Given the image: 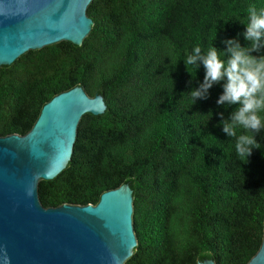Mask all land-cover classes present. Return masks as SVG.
Instances as JSON below:
<instances>
[{
    "label": "trees",
    "instance_id": "trees-1",
    "mask_svg": "<svg viewBox=\"0 0 264 264\" xmlns=\"http://www.w3.org/2000/svg\"><path fill=\"white\" fill-rule=\"evenodd\" d=\"M252 6L264 0H93L81 45L0 65V135L27 133L50 99L78 85L107 105L82 116L67 167L40 182L42 203L96 204L128 183L138 245L125 264H246L264 233V131L244 163L217 126L233 110L216 103L221 85L194 104L182 94L204 78L202 64L189 74L186 55L223 50L226 39L244 46Z\"/></svg>",
    "mask_w": 264,
    "mask_h": 264
},
{
    "label": "water",
    "instance_id": "water-1",
    "mask_svg": "<svg viewBox=\"0 0 264 264\" xmlns=\"http://www.w3.org/2000/svg\"><path fill=\"white\" fill-rule=\"evenodd\" d=\"M93 0H0V65L61 41L81 45L92 30ZM107 108L78 85L50 99L25 134L0 135V264H125L138 245L128 183L96 203L46 207L41 180L70 162L85 113ZM197 264H218L212 259ZM246 264H264V233Z\"/></svg>",
    "mask_w": 264,
    "mask_h": 264
},
{
    "label": "clouds",
    "instance_id": "clouds-1",
    "mask_svg": "<svg viewBox=\"0 0 264 264\" xmlns=\"http://www.w3.org/2000/svg\"><path fill=\"white\" fill-rule=\"evenodd\" d=\"M241 23L246 28L240 34L247 42L244 46L235 38L226 39L223 50L212 45L205 51L197 45L186 55V70L189 66L198 70L202 64L204 78L199 87L182 96L187 94L194 104L207 99L213 85H221L216 103L233 110L227 118L221 114L217 126L234 142L237 158L247 163L253 149L262 147L255 137L264 131V8L249 7L247 20Z\"/></svg>",
    "mask_w": 264,
    "mask_h": 264
}]
</instances>
